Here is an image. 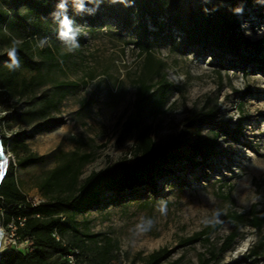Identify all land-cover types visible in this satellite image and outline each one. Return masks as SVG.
I'll list each match as a JSON object with an SVG mask.
<instances>
[{"label":"rangeland","instance_id":"rangeland-1","mask_svg":"<svg viewBox=\"0 0 264 264\" xmlns=\"http://www.w3.org/2000/svg\"><path fill=\"white\" fill-rule=\"evenodd\" d=\"M0 7H7L4 0H0ZM259 11L254 7L239 11L243 32L255 41L264 40V15ZM75 25L79 27L78 37L84 40L77 37L78 47L73 51L68 50L72 42L64 44L55 35L32 41L34 50L49 46L58 58L50 89L61 81L78 84L66 86L68 93L60 110L53 113L64 123L54 130L36 133L27 141L31 153H51L46 161L18 170L21 190L36 202L57 194V190L41 186L52 169L65 160L63 152L93 153L92 161L83 169L82 180L92 171L120 160H135L138 129L130 130L125 123L135 112V78L144 56L132 43L134 34L118 22H106L95 29L82 22ZM6 32L9 37L4 41L0 38V51L22 42L17 33L9 29ZM155 54L165 61L163 72L173 83L166 112L157 118L148 115L144 120L153 124L157 143L183 137L194 140L198 128L190 125L188 117L193 111L216 106L221 118L232 124L245 120L243 134L238 140L221 134L219 142L227 152L208 166L192 168L181 157L168 166L172 171L158 178L156 186H145L118 199L108 194V204L78 214L79 229L97 235H82L87 244L83 264L101 263L103 257V264H145L147 255L162 247L174 249L166 263L196 264L210 245L224 242L235 223L226 221L211 233L210 242L202 238L184 246V239L230 213L248 212L253 203L264 209V71L253 63H232L230 55L185 53L168 38L160 41ZM20 71L22 76L32 74L23 67ZM30 100L29 96L0 92V128L13 138L6 149L13 162L28 154L22 147H15L16 132H31L39 123L25 122L15 114L30 106ZM211 133V127L205 125L202 134ZM242 231L244 236L226 253L224 262L243 260L264 227L259 230L245 226ZM72 233L67 240H71ZM109 244L112 250L105 256L102 253ZM249 261L244 264H264V259Z\"/></svg>","mask_w":264,"mask_h":264},{"label":"trees","instance_id":"trees-1","mask_svg":"<svg viewBox=\"0 0 264 264\" xmlns=\"http://www.w3.org/2000/svg\"><path fill=\"white\" fill-rule=\"evenodd\" d=\"M4 1L7 7H0V38L6 40L9 37L6 30L9 29L10 33H17L22 42L12 46L16 49L18 67H9L11 59L8 51L12 47L0 51V92L31 97L30 106L15 111V114L25 122L39 120V123L31 132H16L15 147H22L28 154L18 156L16 162L10 161L0 187L1 223L6 224L17 217L26 218L22 234L34 239L33 250H4L0 255V264H70L67 255L75 248L80 251L77 264H83L87 244L82 235L89 238L97 235L79 229L76 219L78 214L108 204V194L118 199L133 195L145 186H156L158 178L172 171L168 166L181 157L192 168L208 166V162L221 159L227 152L219 142L221 134L235 140L243 134L245 120L232 124L221 118L220 108L216 106L193 111L188 117L190 125L198 128V136L194 140L183 137L167 143L156 142L153 124H146L144 120L148 115L157 118L166 112L173 86L163 72L165 61L155 54L160 41L168 38L185 53L197 51L210 52L215 56L230 55L229 61L232 63H253L264 71V40L250 39L242 30L239 16L240 9L246 11L250 7L259 9L260 14L264 15V0H84L85 10L82 13L74 10L73 0H67V15L74 22H82L91 26V29L106 22H118L134 34L132 43L144 56L142 68L135 78V112L125 123L130 130L138 129L134 145L135 160H120L101 170L92 171L82 180L83 169L92 161L93 153L63 152L65 160L52 169L41 186L48 191L57 190V194L37 204L32 203L21 190L18 170L46 161L51 153H31L27 141L36 133L54 130L64 123L53 113L60 110L62 100L68 93L66 86L78 84L61 81L50 89L49 82L55 80L52 73L58 58L52 47L40 51L32 47V41L37 38L57 36V29L54 28L57 20L51 14L58 12L59 0ZM21 7L25 10H21ZM78 38L83 42V36ZM20 67L32 74L29 77L22 76ZM141 121L143 123L139 124ZM205 125L211 127V134H202ZM1 133L7 149L13 138ZM226 221L234 222L235 227L220 246L210 245L207 253H201L196 264H244L251 259H264L263 233L243 260L224 262L226 253L244 236L243 227L259 230L264 227V209L259 208L257 203H253L248 212L228 214L223 220L184 239L182 245L192 244L202 238L210 242L211 233ZM56 230L62 236V241L53 236ZM70 231L73 232L71 240H67ZM111 250V245H106L102 254L106 256ZM173 253L174 249L169 247L156 249L147 255L145 264H178L177 261L166 263ZM104 259L96 264H103Z\"/></svg>","mask_w":264,"mask_h":264},{"label":"built area","instance_id":"built-area-1","mask_svg":"<svg viewBox=\"0 0 264 264\" xmlns=\"http://www.w3.org/2000/svg\"><path fill=\"white\" fill-rule=\"evenodd\" d=\"M7 154L10 161L12 154L9 151H7ZM30 201L34 204L39 203L32 200ZM25 223H26V218L24 217L13 218L6 224L1 223V227L4 230V241H5V245L2 248V252L4 250L24 251V252L27 251L30 252L33 250L34 239L32 237H24L22 234V228L25 226ZM53 236L56 237L57 240L62 241V236L57 230L53 232ZM79 252H80L79 249L75 248L72 253H69L67 255V259L70 264L78 263L77 255L79 254Z\"/></svg>","mask_w":264,"mask_h":264},{"label":"clouds","instance_id":"clouds-1","mask_svg":"<svg viewBox=\"0 0 264 264\" xmlns=\"http://www.w3.org/2000/svg\"><path fill=\"white\" fill-rule=\"evenodd\" d=\"M74 10L77 13H82L85 10L84 0H73ZM57 11H54L51 15L54 20H58L57 22V39L62 43L67 44V42H72L71 47H68L69 51H73L75 47H78L77 37L79 35V27L75 25L74 20L67 15V0H59L57 4ZM91 14V13H89ZM8 55L11 59V64L16 67L19 66V61L16 58V49L12 47L8 51Z\"/></svg>","mask_w":264,"mask_h":264},{"label":"water","instance_id":"water-1","mask_svg":"<svg viewBox=\"0 0 264 264\" xmlns=\"http://www.w3.org/2000/svg\"><path fill=\"white\" fill-rule=\"evenodd\" d=\"M9 157L7 154L6 147L4 146L3 143V137L1 133V128H0V187L7 175L8 169H9ZM4 241V230L1 227V220H0V255L2 252V243Z\"/></svg>","mask_w":264,"mask_h":264},{"label":"bare ground","instance_id":"bare-ground-1","mask_svg":"<svg viewBox=\"0 0 264 264\" xmlns=\"http://www.w3.org/2000/svg\"><path fill=\"white\" fill-rule=\"evenodd\" d=\"M4 245H5V241H3L1 248H3V247H4Z\"/></svg>","mask_w":264,"mask_h":264}]
</instances>
